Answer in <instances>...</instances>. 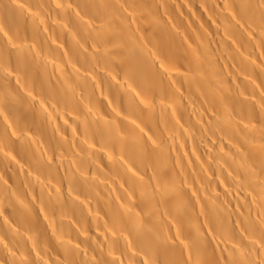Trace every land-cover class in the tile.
Here are the masks:
<instances>
[{"label":"bare ground","instance_id":"1","mask_svg":"<svg viewBox=\"0 0 264 264\" xmlns=\"http://www.w3.org/2000/svg\"><path fill=\"white\" fill-rule=\"evenodd\" d=\"M0 264H264V0H0Z\"/></svg>","mask_w":264,"mask_h":264}]
</instances>
